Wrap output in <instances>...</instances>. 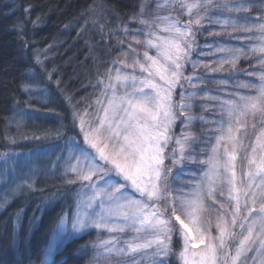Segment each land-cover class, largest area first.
I'll use <instances>...</instances> for the list:
<instances>
[{"label":"snow or ice","instance_id":"obj_1","mask_svg":"<svg viewBox=\"0 0 264 264\" xmlns=\"http://www.w3.org/2000/svg\"><path fill=\"white\" fill-rule=\"evenodd\" d=\"M173 6L188 17L185 22L158 13L146 18V0L138 5L139 12L120 28L124 39L116 40L119 55L97 73L95 100L73 112L72 124L81 139L67 144L63 176L66 184L81 187L71 212L52 217L44 264L67 242L91 231L106 232L109 238L81 247L82 253L91 251L90 264H169L168 257L176 255L173 234L183 243L180 264H248L247 253L254 246L257 257H264V6L253 19L240 14L250 12L254 0L156 4L157 9ZM213 9L227 15H210ZM205 20L229 35L249 34L237 39L255 41L244 47L217 46L215 51L227 55L217 61L218 67L203 65L206 70L220 71L224 63L235 69L241 58L250 56L260 68L247 73L255 81L237 85L246 93L224 97L205 92V101L215 102L220 118L205 121L213 126L212 136L206 153H198L194 134L184 131L194 120L204 121L189 114L197 94L181 91L179 101L173 97L177 87L183 89L182 81L192 85L184 69L189 62L194 70L198 66L191 52ZM181 117V134L173 140L172 129ZM170 143L175 147L168 151ZM186 163L198 168L188 169ZM29 179L16 189L32 190L34 180ZM217 191L225 202L216 200ZM209 200L219 206L215 236L205 215ZM125 233L130 235L123 238Z\"/></svg>","mask_w":264,"mask_h":264},{"label":"trees","instance_id":"obj_2","mask_svg":"<svg viewBox=\"0 0 264 264\" xmlns=\"http://www.w3.org/2000/svg\"><path fill=\"white\" fill-rule=\"evenodd\" d=\"M142 3L145 0H0V151L12 148L16 138L15 128L19 124L17 133L28 129L31 136L25 139L26 144L15 147L11 157H29L35 148H40L42 157L50 162L48 172L51 178L45 180L41 176L37 177V184L32 190L17 196L12 194L6 203L0 201V264H40L51 235L52 217L62 210L70 212L74 202L75 188L56 175L61 154L55 148L50 150V145L43 146L39 140L35 142L33 138L39 137L43 128L38 118L30 119L27 112L38 111L43 114L50 108L38 103L43 100L42 94L34 104L30 92L24 90L25 86L30 91L33 86L39 85L40 91L48 92V105L52 103V108L60 107L58 111L64 114L62 124L68 133L72 131L69 114L73 110H82L95 100L97 90L92 85L96 83L97 73H103L110 60L119 55L116 40L124 39L120 28L129 23L131 15L139 12L138 5ZM254 3L255 7L250 12L240 15L257 18L264 0H254ZM156 4L155 0H146V5L151 9L145 11L146 18L151 19L158 13L161 16L178 17L182 23L188 19L178 6L157 9L154 6ZM210 15L227 14L213 9ZM210 31L214 34L210 35ZM246 35L249 34L229 35L219 25L207 20L196 32L191 61H195L198 66L194 70L189 62L184 69V75L192 77L195 87L182 81L183 89L177 87L173 99L179 101L181 91L186 96L188 93L197 94L190 101L193 107L189 114L203 116L204 121L196 119L184 131L194 134L196 143L193 147L198 153L200 149L206 153L209 147L207 141L212 136L210 128L213 126L205 121L220 118L215 102L205 101V92L224 97L233 91L246 93L247 90L239 89L237 85L241 81H255L256 78L247 73L260 68L255 56L241 58L235 69L224 63L222 70L212 72L203 65L218 67L217 61L227 55L215 51L217 46L244 47L255 43L236 38ZM220 80L226 83L220 84ZM205 104L207 107H202ZM182 120L181 117L175 122L171 133L173 140L181 134ZM55 129L56 126H46L43 130L50 132ZM173 147L174 143H170L168 151ZM197 158L202 156L198 155ZM53 164L55 169L52 168ZM186 168L195 170L198 165ZM177 170H173V176ZM11 172L17 173L14 166H11ZM187 178L185 175L182 179ZM173 182L181 184V180ZM40 208L45 209L43 213L38 211ZM97 239L91 231L81 239L67 242L56 253L54 264H90L91 251L82 253L80 249L85 244L96 243ZM179 243L175 234L171 242L174 253L179 252ZM174 256H169V264H180Z\"/></svg>","mask_w":264,"mask_h":264},{"label":"rangeland","instance_id":"obj_3","mask_svg":"<svg viewBox=\"0 0 264 264\" xmlns=\"http://www.w3.org/2000/svg\"><path fill=\"white\" fill-rule=\"evenodd\" d=\"M155 1H156V3L158 2V0H155ZM159 2L162 3L163 0H159ZM154 6L156 7V5H154ZM149 9H150V6L146 5L145 11H151V9L150 10ZM31 78L33 80H35V78L33 76ZM40 88L41 87L39 85L33 86V88H31L30 91H28V92H30L29 95L32 98L33 103L36 104L39 101V99H38L39 95L42 94L41 97L43 98V100H42V102H38V103L42 106L43 105L47 106L50 109H47V112H45L43 114H41L38 111L27 112L28 116L30 119H33V118L37 119L38 118V123H39V121L41 122L39 125L42 126L43 129L46 126H56V129L52 130L50 132L47 130L44 131L42 129L43 131L40 130L39 137L34 136L33 138L35 139V142L37 140H39L43 144V146L44 145H50L48 147L49 149L51 148L50 150L55 148L56 152L61 154V158H60L58 165H57L58 172L56 173V175L61 177V178H64V176H63V164H64L65 157H67V144L70 142L71 139H75V140L79 141L81 139V137L78 134V131L73 127V125L71 126V130L73 132L70 131L68 133L66 126H64L62 124V117H64V114H62L60 111H58L60 107L57 106L56 108H52L53 107L52 103H49V105H48V102H50L49 101L50 95L46 91H40ZM91 111H92V109H91ZM73 112H74V110H73ZM73 112H71L69 114V117L71 118V120H72ZM22 123L24 124V122H22ZM37 126L38 125H36V127ZM19 128H20V126L18 124V126L15 128L16 138H15V141L12 145V148H10V149L8 148L7 150H4L2 152L0 151V184L3 182L2 186L0 187V201H4V202L12 194L17 196L18 194H21L22 192L28 191L27 188H24L23 190H17L16 186L18 184H21L25 179H29V177H31V179H29L30 183L32 182V180H34V186H36V184H37L36 183L37 177L41 176L42 179H45V180L51 179L49 176V172H48L50 162L48 161L47 158L42 157L43 154H42L40 148H35V150L33 151V154L29 157H25V155H16L13 158L11 157V155L13 154V152L15 150V147L19 146L20 144H23V145L26 144L25 139L27 137L31 136V135H29V130L27 129L25 131L24 128H22L24 131L20 130L19 133H17ZM57 130H59V132H60L59 135H56ZM24 134H25V136H24ZM4 154H6V156ZM50 157H51V154H50ZM166 163H168V161H166ZM11 166L15 167V171L17 172L16 174L14 172L9 173L11 170ZM187 166H193V164L192 163H186L185 167H187ZM170 180H171V177H170ZM70 186H72V188H75V192L73 193L74 199H75L76 193L80 190L81 186L79 184H74V185H70ZM216 200L220 201V202H225V197H222L218 193H216ZM4 202H3V204H4ZM218 210H219L218 204L213 206V202L211 200L206 201V213H205V215L211 221L210 234L212 236H215L217 234L216 228H215V222H216L215 216H216V212ZM70 212H71V210H70ZM92 232L95 233V238H98L96 240V242H98L99 240H104V239L109 238V234L106 232H103V231H92ZM128 235H130V234H128V233L123 234V238H127ZM174 235L175 234H173V236ZM173 236H172V240H173ZM179 240H180V243L178 245V249L180 251L182 249L183 243H182V240L180 238H179ZM232 246H233V248L235 247V241L232 242ZM178 253H176L174 258L177 262H180ZM55 256H56V254L47 258L49 261V264H54ZM247 257H248V264H253L254 260H255V264H259V260L261 258H264V257H257L255 246L253 247V250L251 252L247 253ZM44 262H45V257L40 264H44ZM144 264H146V262H144Z\"/></svg>","mask_w":264,"mask_h":264}]
</instances>
